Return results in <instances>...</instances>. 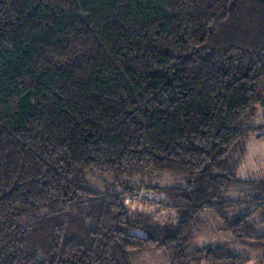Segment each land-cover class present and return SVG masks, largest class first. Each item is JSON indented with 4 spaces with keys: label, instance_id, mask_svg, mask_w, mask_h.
I'll list each match as a JSON object with an SVG mask.
<instances>
[{
    "label": "trees",
    "instance_id": "16d2710c",
    "mask_svg": "<svg viewBox=\"0 0 264 264\" xmlns=\"http://www.w3.org/2000/svg\"><path fill=\"white\" fill-rule=\"evenodd\" d=\"M258 105L264 0H0V264H244L188 248L209 209L264 246V179L237 176ZM148 190L176 223L133 212Z\"/></svg>",
    "mask_w": 264,
    "mask_h": 264
},
{
    "label": "rangeland",
    "instance_id": "374dc122",
    "mask_svg": "<svg viewBox=\"0 0 264 264\" xmlns=\"http://www.w3.org/2000/svg\"><path fill=\"white\" fill-rule=\"evenodd\" d=\"M258 109L259 114L252 123L256 132L247 138L246 154L237 171V176L240 178L255 180L264 179V139L256 138L259 134L264 135V109L261 105H258ZM162 175L163 176L150 175L145 180V183L147 185H158L159 187L181 186V182L178 181L177 178L168 174ZM106 181L108 180L103 178H92L89 182V186L97 190L110 189V187L106 184ZM140 181V179L135 180L137 183ZM145 194L147 199L150 201H146L147 199L145 198L139 202L141 197H143L142 195L131 199V208L134 213L137 212L142 218H150L151 223L155 224L165 225L177 222V210L161 208V204L167 200L165 194L154 193V191L149 190L146 191ZM257 231L262 233L264 231V225H257ZM132 233L139 236L146 235L144 231L139 229L132 230ZM255 242V240L235 238L224 228L217 214L213 210L209 209L203 211L199 217V222L194 231L188 252L201 247L225 245L231 251L246 257L247 260L244 264H264V246H256ZM130 261L131 264H171L163 248L147 250L137 254L133 253L130 255ZM189 264L205 263L192 262Z\"/></svg>",
    "mask_w": 264,
    "mask_h": 264
}]
</instances>
